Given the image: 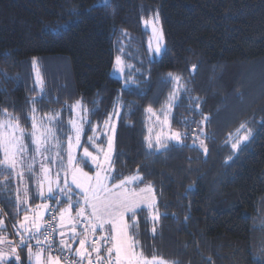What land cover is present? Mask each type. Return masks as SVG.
Instances as JSON below:
<instances>
[{
    "label": "trees",
    "instance_id": "trees-1",
    "mask_svg": "<svg viewBox=\"0 0 264 264\" xmlns=\"http://www.w3.org/2000/svg\"><path fill=\"white\" fill-rule=\"evenodd\" d=\"M157 13L164 49L152 58L143 20ZM118 56L133 66L124 79L113 75ZM174 89L179 99L170 129L182 139L149 149L147 109L164 110ZM32 98L39 101L37 118L59 112L65 132L69 106L81 101L87 108L90 123L84 122L77 158L85 147L96 153L88 141L92 128L97 144L107 147L104 121L115 118L116 179L109 185L138 173L143 180L132 187L153 188L155 208H141L135 218L146 256L170 264H264V0H110L107 6L103 0H0V110L19 116L30 132ZM248 129L249 139L234 150ZM80 166L95 171L89 162ZM4 182L0 175V188ZM6 183L0 232L9 237L11 224L25 215L17 214L15 189L21 196L29 189L27 215L44 201L30 177L22 184L13 175ZM59 199L47 200L57 217L69 207L66 197ZM72 199L82 198L73 190ZM53 242L59 248L57 232ZM26 249L19 248L21 256Z\"/></svg>",
    "mask_w": 264,
    "mask_h": 264
},
{
    "label": "snow or ice",
    "instance_id": "snow-or-ice-1",
    "mask_svg": "<svg viewBox=\"0 0 264 264\" xmlns=\"http://www.w3.org/2000/svg\"><path fill=\"white\" fill-rule=\"evenodd\" d=\"M110 0H103V4L107 6ZM146 23L153 24V33L158 41H162V33L158 34L156 25L159 23V14L157 13L153 19H149ZM162 45L157 44L155 49L156 54H160ZM33 67H36L37 61L35 58L32 61ZM117 71L123 72L124 67L121 58L117 57ZM169 77L175 82L180 81L179 76H173L169 73ZM36 83L40 86L43 93V80L39 76L37 69ZM182 88L183 85H180ZM179 99V91L174 89L169 95L167 107L170 109ZM195 99V98H193ZM39 101L32 98L29 103L33 105L30 109V115L27 117L31 120V131H27L21 124L19 116H14L7 109L0 110V175L5 177L4 187L0 188V192L7 191V179L9 176L19 177L23 184L27 175L35 181L36 195L43 198H55L57 204L61 203L59 196L66 197L69 204V209H62L57 217L53 215L51 220L43 222V213L34 211V216L27 215L29 209L24 207L28 204L29 189L24 186L23 196L20 195L21 188L15 189V207L17 214L24 211L22 223L19 228L23 231H17L20 236L18 242L13 244L5 236H0V245L8 244L9 251L5 252L0 247V264H8L12 258L16 264H20L21 257L18 249L21 246L27 247L28 264H170L163 257L155 253L149 257L146 256L139 241L138 224L136 222L137 209H141L142 205L148 209L155 208V197L153 188L148 184L144 188L136 190L128 187L134 182H142L143 178L137 173L136 175L127 176L121 179L119 183H113L109 186V180H115L116 177L112 173L113 138L108 137L107 147L97 144L96 129L92 128L93 136L88 137L91 146L96 149L97 154L90 152L87 147L83 148V155L77 158L75 149L82 147L80 143L81 134L83 132V122L87 120L86 115H78L75 118L69 119V131L65 132L63 121L60 119V113H49L46 116L37 118V108L35 105ZM72 112H76L77 107L81 112L86 113L87 108L83 107L81 101H77L75 105L69 106ZM199 107V104H196ZM149 113L153 112L152 108L147 109ZM204 117V120H207ZM109 120H105L107 126ZM164 123H167V118ZM241 128H246L245 124L240 125ZM151 132V129H149ZM61 134L66 136L67 147L65 140ZM251 135V129L247 133L238 137L232 144L235 150L239 145L247 141ZM183 134L175 132L169 139L177 142L181 141ZM147 147L152 149L154 146L157 149L166 148L167 142H162L158 135L155 140V145L150 137H145ZM201 147H204L201 141ZM205 153L207 148L204 147ZM101 156L103 159H101ZM37 157H40L39 172L36 171ZM231 159V157H229ZM96 168L94 175H89L85 172L81 164L87 165L88 162ZM49 165H55L58 171L55 176L51 173ZM64 174L63 186H61L60 173ZM71 177L69 182L68 177ZM45 185H47L45 191ZM79 190L80 200L73 204V188ZM77 206L76 217L66 213L73 207ZM45 211H54L50 209L48 204L38 205L37 209ZM87 211V214H86ZM126 214L128 220H125ZM83 218V220H81ZM159 219V215L154 214L152 220ZM87 222V226L82 231H77V225ZM109 226L106 234L103 233L105 226ZM70 226V235L66 238V233L63 229ZM15 227V225H14ZM102 230V234L97 239H91L90 234H95L97 229ZM4 229V221L0 219V230ZM155 233V228L152 229ZM58 232L61 239L59 240L58 252L61 255L53 257L51 252L54 248L53 234ZM41 235L43 239H41ZM35 240L34 246L30 243ZM78 242V247L73 250L72 243ZM45 245L46 247H42ZM47 252V257L44 253ZM67 252L68 255H63ZM174 264V262H172Z\"/></svg>",
    "mask_w": 264,
    "mask_h": 264
},
{
    "label": "rangeland",
    "instance_id": "rangeland-1",
    "mask_svg": "<svg viewBox=\"0 0 264 264\" xmlns=\"http://www.w3.org/2000/svg\"><path fill=\"white\" fill-rule=\"evenodd\" d=\"M154 17H155V15H153L151 17H148V18H146V19L143 20V28L148 33V35H147V37H148V39H147L148 40V50H149L150 56L152 58L159 57L160 54L162 53L163 49H164V37H163V32H162L160 18H159V23L156 25V28L158 30V34L159 33H162V41H158L157 38H156V35H154V33H153V24L146 23V21H148L149 19H153L154 20ZM158 43H160L162 45L160 54H156V52H155V49H156ZM119 57L121 58L122 64L123 65H127L125 63L124 59L121 56H119ZM128 65H130L131 67H124L123 72L117 71V68L120 67V66L117 65V58H116L115 65H114V70H113V75L115 77L119 78V79H124L125 78L126 71H127V68L128 69H133V66L130 63ZM36 69H37V67H36ZM34 75H35V80H37V70L34 71ZM39 76H40V78H42L41 73H39ZM42 80H45V79L42 78ZM171 110H172V107L169 109L167 107V105H166V107H165L164 110H160L159 112L155 113V115H153L152 113H149L148 112V117H147V119L145 121L146 122V124H145V137H150L152 139V142H153L154 145H155L156 137L158 135L160 136V139H161L162 142L166 141L167 144H169L171 142L172 143H178L175 140L169 139V137H171V135L173 133H175V132H173L170 129V114H171ZM78 115H84V113L81 112V110H80L79 107H77L75 113L72 112L71 115H69L68 117H70V119H72V118H75ZM166 118H167V123H164V121H165ZM114 121H115V118H114ZM114 121H113V118H112L110 120L109 124L105 127V130L103 132L104 135H105V137H106V142H107L108 137H112L113 138V150H114V130H115V125H114L115 123H114ZM69 127H70V125H69ZM83 128H84V122H83ZM149 129H151V132L149 131ZM64 146L67 147V143ZM152 150H159V149H157L154 146L152 148ZM77 151H78V148L75 149V155L77 154ZM93 154L95 155V154H97V152L96 153H93ZM82 155H83V152H82ZM112 155H113V152H112ZM40 159H41L40 157H37V164L35 166L37 172H39V161H40ZM101 159H103L102 156H101ZM89 163L91 164L90 161H89ZM49 167L51 168L52 175L55 176V173L58 171V168L55 165H49ZM94 170L96 171V168L95 167H94ZM95 171L89 173V175H94L95 174ZM26 177L29 178L26 175L25 176V179H26ZM60 177H61V180H60L61 186H63L64 174L62 172L60 173ZM68 179H69V182H70L71 177L69 176ZM134 184H135V182L132 185H134ZM132 185H129L128 187L133 188ZM46 188H47V185H45V191H46ZM72 188H73L74 191H76L77 193H79V190L78 189H75V186L74 185L72 186ZM134 189L139 190L140 188H134ZM35 190L37 191V188L36 187H35ZM47 200L48 199H43V201H44L43 204H45V203L49 204ZM77 200H80V202L83 203L82 199H73V204L74 205H75V202ZM73 208L74 207H72L69 210V212L66 213V216L67 215H71L73 218L76 217L77 208L76 209H73ZM141 208H147V207L144 206V205H142ZM64 209H69V207H66ZM137 210H139V209H137ZM34 211H40L43 214H46L47 213V211L43 210L42 208L41 209H37V207L34 209ZM34 211L31 212L28 215L30 217H33L34 216ZM86 214H87V211H86ZM59 215H60V213H58V220H59ZM81 220H83V218H81ZM44 221H45V219H44ZM22 222H24V221H22ZM83 223L85 224L84 227H86L87 226V222L86 221H83ZM11 225H12L11 226V229H12L13 232L11 230H9V237L7 236V233L6 232L4 233V231H1L0 232L1 233L0 236H5L7 239H10L12 241H13V239L19 241L20 238H18L16 236V233H17V231L22 232L23 230L19 228V225L18 224L16 225V224L12 223ZM14 225H15V227H14ZM108 227L109 226H107V225L105 226V229L103 230V233L106 234ZM69 229H70V226H66L63 229V231L66 233V238H67L68 235H70ZM77 231L80 232V224L77 225ZM101 234H102V230H100L98 228L95 234H90V238L91 239H97V238H99V236ZM57 235H58V237H60L59 234H58V232H57ZM31 241H32L31 243H34L33 242L34 240H31ZM0 247H2L4 250H8L9 251V245L8 244L0 245Z\"/></svg>",
    "mask_w": 264,
    "mask_h": 264
},
{
    "label": "built area",
    "instance_id": "built-area-1",
    "mask_svg": "<svg viewBox=\"0 0 264 264\" xmlns=\"http://www.w3.org/2000/svg\"><path fill=\"white\" fill-rule=\"evenodd\" d=\"M53 215H55L57 217L56 212H54V211H47L45 222L50 221L51 220V217ZM56 222H58V217H57ZM54 235H55V233L53 234V240H54ZM41 239H43V236H41ZM13 242L15 244V240L14 239H13ZM42 247H46V246L45 245H42ZM51 253L54 254V255H61V253L58 252V247L56 245H54V248H53V250H52ZM63 255H68V253H63ZM62 263H63V261H62Z\"/></svg>",
    "mask_w": 264,
    "mask_h": 264
},
{
    "label": "crops",
    "instance_id": "crops-1",
    "mask_svg": "<svg viewBox=\"0 0 264 264\" xmlns=\"http://www.w3.org/2000/svg\"><path fill=\"white\" fill-rule=\"evenodd\" d=\"M78 150H79V148H78ZM78 152V151H77ZM110 186V185H109ZM43 218H44V215H43ZM44 220V219H43ZM61 238L60 237H58V235H57V244L59 245V240H60ZM70 243H72L71 241H69ZM76 244H77V246L76 247H78V242H76ZM72 247H73V250L76 248L75 247V243H72ZM5 252H8V250H4ZM26 252H25V257H24V254L22 253V256L20 255V253H19V255H20V257H21V264H28V260H27V249L25 250ZM18 252H19V249H18ZM47 255H48V253L47 252H45L44 253V256L45 257H47ZM51 255L53 256V257H55L56 255H54V254H52L51 253ZM23 257V258H22ZM14 259V258H13ZM61 264H62V261H61Z\"/></svg>",
    "mask_w": 264,
    "mask_h": 264
}]
</instances>
